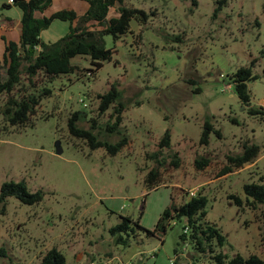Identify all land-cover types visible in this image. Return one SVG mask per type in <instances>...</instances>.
Returning a JSON list of instances; mask_svg holds the SVG:
<instances>
[{
	"label": "rangeland",
	"instance_id": "rangeland-1",
	"mask_svg": "<svg viewBox=\"0 0 264 264\" xmlns=\"http://www.w3.org/2000/svg\"><path fill=\"white\" fill-rule=\"evenodd\" d=\"M124 3L143 8L148 16L142 24L133 20L120 38L104 35V45L114 49L110 60L93 74L79 68L55 78L31 124L9 125L0 113V185L24 180L30 190L43 191L32 204L13 195L0 204L5 253L0 264H37L51 247L64 254L66 264H217L210 252L195 251L179 239L183 221L170 218L165 231H149L165 207L188 198L190 187L208 197L205 219L225 235L224 244L214 247L227 255L224 264L236 252L264 259V206H239L228 197L235 193L244 199V183H264V0ZM6 4L0 0V23L10 30L0 32L17 40L20 10ZM68 6L82 13L87 1L52 0L42 14ZM68 27V20L54 18L41 30V39L56 42ZM3 48L0 39V59ZM71 61L91 66L79 54ZM241 65H251L256 74L247 80L248 105L238 99L229 77ZM112 83L126 106L121 130L128 142L110 155L72 136L67 118L80 110L82 125L88 126L90 117L103 124L112 107L100 112L98 93ZM250 106L258 112L251 113ZM206 120L220 135L210 130L203 144L199 137ZM167 128L171 145L161 151L160 180L146 188L143 177L156 164L146 154L157 148ZM244 141L258 144L257 156L231 166L227 156L241 152ZM174 152L178 166L170 163ZM200 156L209 162L197 167L194 160ZM124 215L131 217L133 230L111 232ZM118 234L126 242L116 241Z\"/></svg>",
	"mask_w": 264,
	"mask_h": 264
},
{
	"label": "trees",
	"instance_id": "trees-1",
	"mask_svg": "<svg viewBox=\"0 0 264 264\" xmlns=\"http://www.w3.org/2000/svg\"><path fill=\"white\" fill-rule=\"evenodd\" d=\"M51 1L10 0L6 4H13L20 10L17 40L6 37L4 31L10 30V27L0 23V30H4L0 32V39L4 45L0 60L4 64L5 72L4 76L0 74V113L9 125L24 127L31 124L41 100L51 95L55 78L62 74L78 72L79 68H87L93 74L113 55L114 49L104 45V35L110 34L113 39L120 38L130 30L133 20L142 24L148 16L143 8L127 5L124 0H85L87 7L82 13H78L72 7H64L49 15L42 14ZM111 10L115 11L113 15H109ZM54 18L68 20V31L56 42H45L41 39L40 32ZM77 54L88 57L91 66L82 68L72 62L71 58ZM229 77L238 99L244 104H250L251 95L247 88V80L256 77V74L252 73L251 65L237 67ZM188 80L193 81L191 78ZM1 95H4L2 100ZM98 97L100 112L112 107L109 118L103 124H99L96 118L90 117L89 125L84 126L80 123L84 112L74 110L67 118V128L72 136L83 140L90 149L103 147L106 153L113 155L128 142L127 135L121 130L126 106L121 101L120 90L115 83L106 91L98 93ZM249 111L258 112L251 106ZM210 130L220 135V130L206 120L199 137L200 143L209 142ZM111 134L119 136L115 140H110L108 136ZM170 145V131L167 128L159 138L157 148L146 154L156 162L143 177L146 188L153 187L160 180V166L164 161L160 156L161 151ZM258 152V144L244 141L241 152L227 157L231 166L240 167L252 161ZM179 162V157L174 152L170 163L178 166ZM194 162L197 167H202L208 164L209 159L200 156L195 158ZM224 169L230 170V167L226 166ZM243 190L246 194L244 199L235 193H229L228 197L239 206L244 203L252 208L257 205L264 206V183L246 182L243 184ZM9 195L15 196L21 202L32 204L42 198L43 191L30 190L24 180H6L0 185V204L4 203ZM207 199L208 197L199 191L180 203L173 201L162 210L153 229L149 231L152 233L157 229L165 231L170 218L183 221L179 239L188 243L195 251L210 252V256L217 264H224L227 255L221 250L214 251V247L224 244L225 235L215 223L205 219ZM131 222V217L124 215L110 227V231L115 233L126 231L128 228L133 230ZM126 239L122 234L115 238L120 242H126ZM174 250L177 252V247ZM0 253L5 254L4 248H0ZM37 264H66V258L59 249L51 247L45 251ZM226 264H264V259L254 253L243 256L236 252L226 260Z\"/></svg>",
	"mask_w": 264,
	"mask_h": 264
},
{
	"label": "built area",
	"instance_id": "built-area-1",
	"mask_svg": "<svg viewBox=\"0 0 264 264\" xmlns=\"http://www.w3.org/2000/svg\"><path fill=\"white\" fill-rule=\"evenodd\" d=\"M197 193V188L196 187H190L187 189V194L188 195H195Z\"/></svg>",
	"mask_w": 264,
	"mask_h": 264
},
{
	"label": "water",
	"instance_id": "water-1",
	"mask_svg": "<svg viewBox=\"0 0 264 264\" xmlns=\"http://www.w3.org/2000/svg\"><path fill=\"white\" fill-rule=\"evenodd\" d=\"M62 148L60 147L59 140H56L55 142V151L57 153L61 152Z\"/></svg>",
	"mask_w": 264,
	"mask_h": 264
},
{
	"label": "crops",
	"instance_id": "crops-1",
	"mask_svg": "<svg viewBox=\"0 0 264 264\" xmlns=\"http://www.w3.org/2000/svg\"><path fill=\"white\" fill-rule=\"evenodd\" d=\"M8 1H10V0H8ZM68 7H70V6H68ZM73 8V7H72ZM44 12V11H43ZM79 13V12H78ZM15 23H17L18 24V28H19V17H17V19H15ZM2 24H4L5 26H7V24H5V23H2ZM3 51V50H2Z\"/></svg>",
	"mask_w": 264,
	"mask_h": 264
}]
</instances>
